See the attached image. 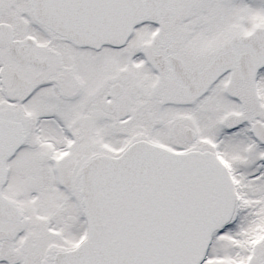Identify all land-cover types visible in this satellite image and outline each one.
Here are the masks:
<instances>
[{
	"label": "snow or ice",
	"instance_id": "6c2138e0",
	"mask_svg": "<svg viewBox=\"0 0 264 264\" xmlns=\"http://www.w3.org/2000/svg\"><path fill=\"white\" fill-rule=\"evenodd\" d=\"M0 264H264V0H0Z\"/></svg>",
	"mask_w": 264,
	"mask_h": 264
}]
</instances>
